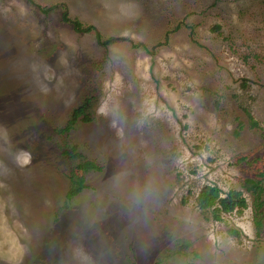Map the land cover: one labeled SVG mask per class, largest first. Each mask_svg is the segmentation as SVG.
<instances>
[{
    "label": "rangeland",
    "instance_id": "374dc122",
    "mask_svg": "<svg viewBox=\"0 0 264 264\" xmlns=\"http://www.w3.org/2000/svg\"><path fill=\"white\" fill-rule=\"evenodd\" d=\"M0 264H264V0H0Z\"/></svg>",
    "mask_w": 264,
    "mask_h": 264
},
{
    "label": "trees",
    "instance_id": "16d2710c",
    "mask_svg": "<svg viewBox=\"0 0 264 264\" xmlns=\"http://www.w3.org/2000/svg\"><path fill=\"white\" fill-rule=\"evenodd\" d=\"M57 5H53L47 9H41L42 13L48 14L49 12L57 9ZM61 20L65 23H69L72 26V29L75 32L88 34V33H94L96 41L98 44L102 45L103 47L112 46L119 42H128L133 47H142L143 49L145 46L141 43L134 44L131 40L125 39V38H119V37H110L107 39H103L99 31L94 26H83L79 21L77 20H70L68 19L67 10L65 8H62V15ZM178 26L176 27V29ZM85 103L79 107H77L75 110H73V113L71 115V119L68 122V125L62 129V131H67L76 120L84 114L85 109ZM251 118V116L249 115ZM86 119V118H85ZM251 125L255 127L257 124L255 122H251ZM78 169L82 170L83 172L88 170H97L98 167L90 162V161H84L80 163L77 166ZM72 187L67 193V198L74 197L77 195L84 187L83 185V178H75L72 179ZM246 189L249 190L252 195H254L256 198H258V193L262 191V187L260 186V183L258 181H252V180H246L245 181ZM246 207V201L244 197L242 196V193L235 190L228 191L225 195H222L220 190L215 186H203L197 196V208L202 211H209L212 214L213 219L219 220L222 214H231L233 212L240 213L242 210ZM258 224V223H257ZM229 235L232 236H238V234L235 231L229 230Z\"/></svg>",
    "mask_w": 264,
    "mask_h": 264
}]
</instances>
